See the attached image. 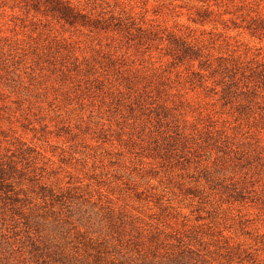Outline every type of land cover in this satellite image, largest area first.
I'll list each match as a JSON object with an SVG mask.
<instances>
[{"label": "rangeland", "instance_id": "rangeland-1", "mask_svg": "<svg viewBox=\"0 0 264 264\" xmlns=\"http://www.w3.org/2000/svg\"><path fill=\"white\" fill-rule=\"evenodd\" d=\"M262 63L264 0H0V264H264Z\"/></svg>", "mask_w": 264, "mask_h": 264}, {"label": "trees", "instance_id": "trees-1", "mask_svg": "<svg viewBox=\"0 0 264 264\" xmlns=\"http://www.w3.org/2000/svg\"><path fill=\"white\" fill-rule=\"evenodd\" d=\"M253 70V74L257 75L258 78H260L261 82L260 83H254L253 86H263L264 87V63L262 64H258L256 66H254L253 68H251ZM234 76L230 74L229 75V82L227 83V85L224 87V91H227L229 88H231V85H236V80H234ZM251 83H246L245 87L250 88Z\"/></svg>", "mask_w": 264, "mask_h": 264}]
</instances>
